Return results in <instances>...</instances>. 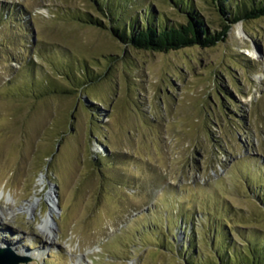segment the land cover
Wrapping results in <instances>:
<instances>
[{"label": "rangeland", "instance_id": "rangeland-1", "mask_svg": "<svg viewBox=\"0 0 264 264\" xmlns=\"http://www.w3.org/2000/svg\"><path fill=\"white\" fill-rule=\"evenodd\" d=\"M191 2L218 31L217 6ZM94 5L0 0V264H199L261 242L264 17L160 53L75 20L106 23Z\"/></svg>", "mask_w": 264, "mask_h": 264}, {"label": "trees", "instance_id": "trees-1", "mask_svg": "<svg viewBox=\"0 0 264 264\" xmlns=\"http://www.w3.org/2000/svg\"><path fill=\"white\" fill-rule=\"evenodd\" d=\"M97 11L106 19L93 17L89 13L75 16V20L84 24L107 29L110 34L123 44L150 52L167 53L172 50L192 46L208 48L215 46L226 38L232 25L264 17V1L242 0V5H234L233 10L227 0H211L218 8L221 23L219 30L209 32L204 20L195 11L191 0H168L182 20L171 19L163 10H152L148 1L136 0H92ZM142 2V3H141ZM138 4L139 8L135 9ZM131 9L137 11L129 15ZM255 244L245 242L243 247H232L226 238L214 251L213 259L202 260V264H264V238ZM194 254L188 256L184 252L186 264H197L193 261ZM205 262V263H204ZM199 263V264H200Z\"/></svg>", "mask_w": 264, "mask_h": 264}, {"label": "bare ground", "instance_id": "bare-ground-1", "mask_svg": "<svg viewBox=\"0 0 264 264\" xmlns=\"http://www.w3.org/2000/svg\"><path fill=\"white\" fill-rule=\"evenodd\" d=\"M52 203L55 204L54 199H52ZM37 206V203H31L28 206V209H34V207ZM51 214H52V210L49 212L48 217L43 219L40 223V229L42 230L43 234L45 235V237L47 239H51L54 229H53V223H52V219H51Z\"/></svg>", "mask_w": 264, "mask_h": 264}, {"label": "water", "instance_id": "water-1", "mask_svg": "<svg viewBox=\"0 0 264 264\" xmlns=\"http://www.w3.org/2000/svg\"><path fill=\"white\" fill-rule=\"evenodd\" d=\"M0 258H2L1 255H0ZM10 264H17V263H10Z\"/></svg>", "mask_w": 264, "mask_h": 264}]
</instances>
